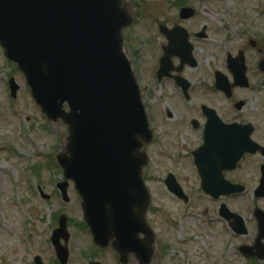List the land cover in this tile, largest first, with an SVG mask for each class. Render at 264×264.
Wrapping results in <instances>:
<instances>
[{
    "label": "rangeland",
    "instance_id": "rangeland-1",
    "mask_svg": "<svg viewBox=\"0 0 264 264\" xmlns=\"http://www.w3.org/2000/svg\"><path fill=\"white\" fill-rule=\"evenodd\" d=\"M181 1L197 13L193 21L183 26L187 29L206 26L208 29L209 39L197 44L196 54L200 59L209 57L212 52L221 57L223 52L249 38L264 35V0ZM177 2L124 0L134 19L131 28L123 33L125 50L128 55L136 54L146 70V80L149 68L155 65L156 54L145 41L146 33L156 37L158 23L168 22L170 26L179 23L181 8L176 7ZM147 39L155 49H161L166 43L165 40L153 41L148 35ZM131 41L138 44L131 45ZM11 78L20 87L16 99L10 94ZM142 97L151 114L164 106L159 95ZM67 137L68 128L62 122L53 124L41 113L24 75L7 61L0 47V264H34L36 256H40L44 264L56 263L51 236L58 227L57 218L62 215L69 222L68 264H121L113 249H98L90 233L80 228L83 211L73 183L68 190L70 203H65L57 190L63 175L55 159L64 149ZM160 159L154 157L146 172L152 199L147 222L156 237L151 264H264V260L246 259L239 251L240 247L253 246L258 236L253 216L255 206L264 211V200L255 198L253 182L250 183L248 175L245 172L242 175L248 191L231 200L230 205L232 211L244 218L249 231L247 236L237 237L219 217L218 203L194 196V201L185 205L166 191L162 183L164 176L160 174ZM252 162L257 164L252 176L255 183L261 160L256 158ZM34 168H39L36 175ZM39 189L50 199H43ZM261 243L264 245V240ZM128 264L140 263L131 256Z\"/></svg>",
    "mask_w": 264,
    "mask_h": 264
},
{
    "label": "water",
    "instance_id": "water-1",
    "mask_svg": "<svg viewBox=\"0 0 264 264\" xmlns=\"http://www.w3.org/2000/svg\"><path fill=\"white\" fill-rule=\"evenodd\" d=\"M125 14L119 0H0V44L26 75L42 111L69 126L67 149L58 163L65 178L75 182L96 244L105 248L115 240L122 263L135 254L142 264H150L155 238L145 222L150 197L140 173L147 163L142 141L149 143L152 134L123 53L121 30L129 24ZM183 14L189 18L193 12ZM176 46L172 42L170 49ZM11 87L15 97L19 88L14 81ZM59 189L69 202L68 183ZM260 191L264 196V179ZM256 215L260 240L264 214ZM226 219L234 220L230 225L237 234H246L241 218ZM65 230L63 218L53 237L63 264L68 258L60 245ZM243 252L253 256L252 250ZM257 256L264 259V252ZM36 262L41 264L39 258Z\"/></svg>",
    "mask_w": 264,
    "mask_h": 264
},
{
    "label": "flooded vegetation",
    "instance_id": "flooded-vegetation-1",
    "mask_svg": "<svg viewBox=\"0 0 264 264\" xmlns=\"http://www.w3.org/2000/svg\"><path fill=\"white\" fill-rule=\"evenodd\" d=\"M200 31L188 30L194 48L191 63L183 65L174 57L168 76L157 77L158 65L154 76L146 80L143 67L135 64L143 92L159 95L164 105L150 116L154 140L145 146V153L150 165L154 157H161L164 185L171 177V188L182 190L188 204L194 196H202L230 208L237 195L214 199L208 194L225 192L230 186L248 191L244 172L257 192L264 167V35L223 52L221 57L217 53L215 58L209 54L200 59L197 44L209 39L207 33L199 38ZM242 140L254 145L256 152L245 147L239 161L233 163L239 151L233 145ZM226 157L232 163L226 165ZM256 158L261 163L254 183L257 164L252 161Z\"/></svg>",
    "mask_w": 264,
    "mask_h": 264
}]
</instances>
